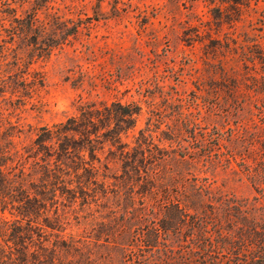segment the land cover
Returning <instances> with one entry per match:
<instances>
[{
	"label": "rangeland",
	"instance_id": "rangeland-1",
	"mask_svg": "<svg viewBox=\"0 0 264 264\" xmlns=\"http://www.w3.org/2000/svg\"><path fill=\"white\" fill-rule=\"evenodd\" d=\"M35 3L0 0V148L22 153L39 127L75 115L80 104L120 101L140 107L123 136L129 147L143 130L166 153L136 180L122 175L107 147L99 151L108 187L85 189L95 195L87 203L59 205L63 230L53 233L78 251H58L53 264H130L140 254L162 264L156 258L169 247L184 253L178 245H187L186 227L162 233L151 251L140 242L169 200L204 216L218 211L213 197L264 217V67L243 60L238 48L264 46V0H48L38 25L60 43L46 55L37 49L45 47L40 37L33 44L19 33ZM72 27L77 32L61 40L60 31ZM13 218L0 208V224ZM219 220L225 232L234 219ZM50 232L48 247L56 239Z\"/></svg>",
	"mask_w": 264,
	"mask_h": 264
},
{
	"label": "trees",
	"instance_id": "trees-1",
	"mask_svg": "<svg viewBox=\"0 0 264 264\" xmlns=\"http://www.w3.org/2000/svg\"><path fill=\"white\" fill-rule=\"evenodd\" d=\"M35 1L31 12L20 19L25 22L18 27L19 33L31 39L33 44L40 37L45 47L37 49L41 55H46L60 42L55 40V31L46 32L45 27L38 25L37 10L48 0ZM230 1L246 6L250 0H221L222 3ZM72 28L60 31L63 32L61 40L77 32L75 27ZM58 29L61 30L60 27ZM16 30L12 35L17 34ZM243 47L238 46L243 60L264 67V46L254 50H244ZM261 78L264 80V75ZM139 111L140 107L135 103H82L75 115L51 126L39 127L30 144L23 147L22 153L15 151L11 154L8 149L0 148V208L2 212L8 210L14 216L10 222L2 221L0 224V264H53L58 251L71 256L78 251L62 240L58 233H53L63 230L59 205L70 206L63 204L64 200L72 204L80 197L81 203H87V198L95 195H88L85 189L108 187L106 180L109 176L98 172V152L105 147L111 159L121 161L122 175L127 179L131 172L139 180L141 173L146 174L148 166L164 158L165 150L154 145L143 130L138 131L133 147L130 148L123 140L128 130L134 127ZM11 136L14 134H6L8 138ZM179 141L176 142L179 144ZM7 143L11 144L12 141ZM259 151L261 161L258 176L264 182V131ZM230 157L233 158L232 155ZM29 161L30 166L26 169ZM103 167L108 169L107 165ZM102 192L106 193L104 190ZM211 199L217 204L215 208L218 211L204 216L190 213L178 200H169L163 206L158 223L144 227L140 242L151 251L157 246L162 233L178 234L186 227L190 233L187 235V245H178L180 249L184 248V253L177 252L178 255H175L176 251L172 252L173 249L169 247L163 255L165 257L158 256L156 260L160 259L162 264H264V217L252 218L237 204ZM208 206L212 208L213 205L210 203ZM228 217L234 219L231 226L236 228L232 230L230 226L222 232L221 227L216 226L220 218L227 221ZM210 223L211 227L208 228ZM46 229H50V234L56 238L51 247L44 244L48 240ZM139 246L136 247L140 249ZM68 264H72V261ZM86 264L92 263L87 261ZM130 264L158 263L140 254Z\"/></svg>",
	"mask_w": 264,
	"mask_h": 264
}]
</instances>
